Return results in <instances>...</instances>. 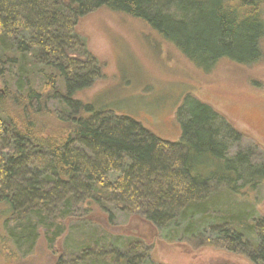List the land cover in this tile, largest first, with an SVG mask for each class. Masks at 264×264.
Masks as SVG:
<instances>
[{
	"label": "trees",
	"instance_id": "1",
	"mask_svg": "<svg viewBox=\"0 0 264 264\" xmlns=\"http://www.w3.org/2000/svg\"><path fill=\"white\" fill-rule=\"evenodd\" d=\"M102 8L141 21L207 71L263 56L264 0H0V206L8 214L0 248L32 250L43 233L57 251L80 227L89 237L63 245L56 264H147L137 238L118 252L119 239L93 220L112 221L117 210L160 228L182 224L194 238L206 225L264 264V218L235 200L264 185L257 142L191 96L179 109L177 143L77 98L100 74L75 28Z\"/></svg>",
	"mask_w": 264,
	"mask_h": 264
},
{
	"label": "rangeland",
	"instance_id": "2",
	"mask_svg": "<svg viewBox=\"0 0 264 264\" xmlns=\"http://www.w3.org/2000/svg\"><path fill=\"white\" fill-rule=\"evenodd\" d=\"M75 30L96 59L100 74L90 88L78 93L79 100L98 111L129 117L160 140L177 143L182 140L179 109L191 96L212 107L264 151V38L258 63L243 66L223 60L207 71L186 60L141 21L106 8L82 18ZM41 84L38 80L37 86ZM235 200L249 213L264 218V185L248 201ZM5 212L1 205L0 236L5 234ZM113 212L112 221L102 213H95L93 220L105 226L113 241L119 239L115 241L121 247L118 252L125 251L122 245L128 239L137 238L148 252L150 264H255L223 240L218 241L206 225L196 229L194 238L192 233L184 234L182 224L160 228L141 216ZM79 228L59 242L57 251L49 249L41 233L32 250H13L11 244L6 246L7 241L0 248V258L7 264H56L63 245L71 247L89 237V232ZM207 241L219 245L200 246Z\"/></svg>",
	"mask_w": 264,
	"mask_h": 264
}]
</instances>
